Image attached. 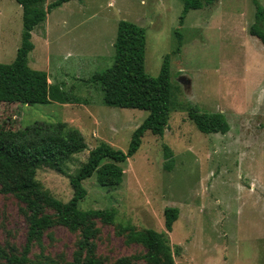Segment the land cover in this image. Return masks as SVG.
<instances>
[{
  "label": "rangeland",
  "instance_id": "374dc122",
  "mask_svg": "<svg viewBox=\"0 0 264 264\" xmlns=\"http://www.w3.org/2000/svg\"><path fill=\"white\" fill-rule=\"evenodd\" d=\"M53 1L46 0V6ZM184 2L72 0L34 29L29 65L87 103H0V124L9 119L19 128L63 121L80 129L88 148L74 155L68 173H75L102 142L127 152L134 131L149 115L105 105L103 92L88 81L113 65L119 21L146 29L149 75L157 76L170 55L174 106L165 135L146 132L138 152L120 164L121 185L103 187L96 174L84 181L88 194L79 208H116L115 222L91 221L97 234L87 244L83 228L55 223L34 240L27 264H83L92 254L105 264H151L144 258L147 248L129 243L122 227L165 232L167 207L179 208L169 233L171 246L181 247L176 264H264V44L249 33L255 3L219 0L190 10L181 23ZM22 31V6L0 0V62L14 61ZM192 106L225 114L230 130L201 132L188 116ZM165 145L174 152L170 171ZM37 179L61 201L72 198L67 174L40 167ZM23 207L13 194H0V264H11L9 257L21 255L27 244Z\"/></svg>",
  "mask_w": 264,
  "mask_h": 264
},
{
  "label": "trees",
  "instance_id": "16d2710c",
  "mask_svg": "<svg viewBox=\"0 0 264 264\" xmlns=\"http://www.w3.org/2000/svg\"><path fill=\"white\" fill-rule=\"evenodd\" d=\"M23 9V31L16 58L11 63L0 62V103L6 104H48L87 103L86 100L70 95L60 85L52 84L46 71L33 69L29 65V54L34 50L33 31L46 22L48 14L72 0H55L46 6V0H16ZM84 1V0H78ZM219 0H185L181 23L190 10L201 9ZM255 17L249 28L251 36L264 44V6L254 0ZM177 52L182 45V35ZM147 34L146 29L132 21L121 20L114 42L113 65L94 73L88 81L103 92V103L107 106L146 110L147 118L133 133L127 152L102 142L90 150L86 162L75 173H68L67 164L74 155L83 152L88 144L80 129L67 122L36 121L25 127L15 128L9 119L0 124V194H13L24 204L22 211L28 220L27 244L21 255H11V264H27L32 243L42 237L53 224L71 230L83 228V244L96 236L94 219L113 224L118 210L79 208L88 191L84 181L96 174L97 182L103 187H115L123 183L124 170L120 165L133 157L142 144V138L150 131L164 136L169 127L173 110V87L171 78V57L166 55L160 73L151 76L146 72ZM189 118L197 128L206 134L227 133L230 123L221 112H202L197 106L188 111ZM165 167L172 170L175 165L174 152L168 145L164 148ZM104 160H107L103 163ZM40 167H47L67 174L73 189L68 202L56 198L37 179ZM51 209L53 214L47 212ZM165 232L155 229L137 231L123 226L128 231L129 243L142 244L147 248L144 256L151 264H176L174 255L181 253V247L171 246L169 233L179 218V208L167 207ZM174 249V250H173ZM83 264H105L91 255ZM120 264H131L120 261Z\"/></svg>",
  "mask_w": 264,
  "mask_h": 264
}]
</instances>
